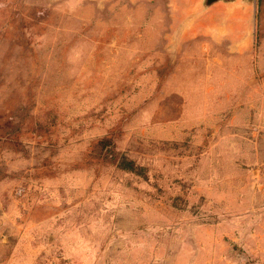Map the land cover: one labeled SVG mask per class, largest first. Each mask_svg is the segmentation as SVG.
Here are the masks:
<instances>
[{
  "label": "rangeland",
  "instance_id": "rangeland-1",
  "mask_svg": "<svg viewBox=\"0 0 264 264\" xmlns=\"http://www.w3.org/2000/svg\"><path fill=\"white\" fill-rule=\"evenodd\" d=\"M189 4L0 0V264H264V0Z\"/></svg>",
  "mask_w": 264,
  "mask_h": 264
},
{
  "label": "water",
  "instance_id": "water-1",
  "mask_svg": "<svg viewBox=\"0 0 264 264\" xmlns=\"http://www.w3.org/2000/svg\"><path fill=\"white\" fill-rule=\"evenodd\" d=\"M252 10L253 0H190L181 21L188 23L202 19L211 11L222 15V19L225 20L234 12L237 22L241 21L243 25L250 26Z\"/></svg>",
  "mask_w": 264,
  "mask_h": 264
},
{
  "label": "crops",
  "instance_id": "crops-1",
  "mask_svg": "<svg viewBox=\"0 0 264 264\" xmlns=\"http://www.w3.org/2000/svg\"><path fill=\"white\" fill-rule=\"evenodd\" d=\"M215 13H216L215 11H211L210 13L205 15V17H209V18L214 17ZM235 16L236 15L233 12V13H231L230 18H226L224 21L232 23L235 36L239 39H241L242 36H244L245 44L247 45L249 43V32H248V30H249L250 26L249 25H243V23L241 21L237 22ZM237 45L239 48H242V46H243L242 42L241 43L238 42Z\"/></svg>",
  "mask_w": 264,
  "mask_h": 264
},
{
  "label": "trees",
  "instance_id": "trees-1",
  "mask_svg": "<svg viewBox=\"0 0 264 264\" xmlns=\"http://www.w3.org/2000/svg\"><path fill=\"white\" fill-rule=\"evenodd\" d=\"M122 163H126V165H129L130 167H131L130 164H132L131 161H129V160H125V159H123V162H122Z\"/></svg>",
  "mask_w": 264,
  "mask_h": 264
}]
</instances>
